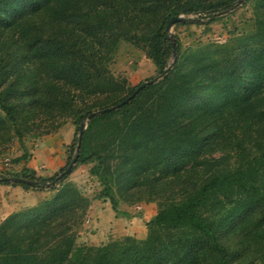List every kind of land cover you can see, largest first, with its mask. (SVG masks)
<instances>
[{"label":"trees","instance_id":"1","mask_svg":"<svg viewBox=\"0 0 264 264\" xmlns=\"http://www.w3.org/2000/svg\"><path fill=\"white\" fill-rule=\"evenodd\" d=\"M238 2L0 0L4 142L12 132L24 136L21 125L30 113L55 121L70 117L80 128L93 112L132 96L140 85L124 96L125 85L109 70L120 41L144 50L163 70L174 49L178 52L165 82L90 119L81 140L78 164L98 161L102 197L115 210L109 179L116 178L127 192L133 188L141 197L159 200L147 237L126 236L101 247L77 245L71 222L89 204L66 186L52 200L3 222L0 264H248L253 255L264 264V183L259 186L264 179V21L258 20L251 45L241 44L240 51L230 48L224 63L212 60L210 50L192 53V58L208 54L217 62L196 65L192 72L185 70L178 38L166 31L174 17H199L178 24H209ZM216 67L217 73L210 74ZM152 89L157 91L152 101L140 104L141 95ZM133 105L135 111L129 109ZM230 127L238 154L250 152L239 166L207 157ZM78 141L79 135L73 157ZM29 157L25 152L10 157L9 165L3 163L0 184L43 190L64 172L45 180L32 171H18L17 164ZM112 157L117 160L113 171ZM14 177L39 185L6 181ZM80 202L84 206H75Z\"/></svg>","mask_w":264,"mask_h":264},{"label":"rangeland","instance_id":"2","mask_svg":"<svg viewBox=\"0 0 264 264\" xmlns=\"http://www.w3.org/2000/svg\"><path fill=\"white\" fill-rule=\"evenodd\" d=\"M206 2H212L215 0H204ZM264 1L262 0H243L240 6H237L231 10L228 14L218 17L217 20L209 24H176L172 30V35L176 36L180 42L181 55L183 65L186 71H191L196 68H201L202 64L206 62L210 64L217 63L212 60L220 59V62H225L228 58L230 48L239 50L240 45H251L250 37L257 32L258 20L264 21ZM191 19H197L196 17H187ZM207 22V20H203ZM212 51L211 56L208 54L201 60L199 58H192V53L198 51ZM222 57V58H221ZM222 66L220 65L219 69ZM168 68V67H166ZM165 68V69H166ZM157 64L155 60L148 57L146 52L139 47L132 45L126 41H120L112 54L111 61L109 63V70L116 80L122 82L126 87V94L132 89L138 87L144 82L154 80L158 76L162 75L165 71ZM218 69V70H219ZM210 74L217 73V67L215 70H210ZM167 76V75H166ZM166 76L161 78L156 84L166 81ZM156 90H147L140 98V104L145 105L151 102L153 96L156 95ZM136 110V105L131 106L130 110ZM134 110V111H135ZM30 117L27 118L25 124L21 125L24 132V136L20 138L14 132L10 135V140L4 142V139L0 136V169L3 168L5 159L17 158L23 153H28L30 157L35 158L39 154L40 147L44 146V140L57 137L59 135V143L69 142L64 144L65 150V164L60 171H50L46 168V165L39 163L40 157L43 154L51 153L49 150L46 152H40L39 159L33 160L35 168H28L23 163L21 171H32L36 177L48 180L57 174L59 175L63 170L65 171L68 165L69 159H73L72 148L75 142V136L79 135V125L75 123V120L67 117L60 121L54 119L39 117L36 112L30 113ZM45 119V120H44ZM88 127V125H87ZM232 127L226 128L224 131V137L218 140L210 150H215L212 155L211 152L207 154V157H223L224 161L234 166H239L242 161L248 160L250 152L239 153L232 142L230 131ZM246 133L249 135V129ZM61 134V135H60ZM232 139V140H231ZM61 141V142H60ZM235 142V141H234ZM97 140L93 141V145L96 146ZM42 151V149H41ZM75 156V154H74ZM11 157V158H10ZM116 157V156H115ZM112 157L109 164L112 166V171L117 165V160ZM41 158V162H42ZM71 162V161H70ZM17 164L16 167H19ZM98 161H93L90 164H78L75 170L69 174L65 179H61L62 182L59 185H54L50 188L43 190L38 189H24L27 194H33L37 198H45L42 202L38 203L33 199H29L27 195L16 196L15 201H20L22 209L15 213L24 211L26 209L34 208L42 203L52 200L63 187L70 186L75 189L84 200L88 201L89 207L83 213L79 211L78 217L73 219L71 224L73 231L77 235V245H86L89 247H101L107 245L113 241L121 240L126 237V233H130V237L139 239L147 237L148 228L147 223L151 221L159 212V200L156 198H149L142 196L141 193L135 189L127 192L121 189L114 180H110L111 194L114 196L118 203V209L115 210L111 204L109 198L102 197L104 184L98 176L96 171L101 172L102 168H98ZM106 167V166H105ZM200 169H204L200 167ZM205 171V170H204ZM201 172V171H200ZM108 174V173H107ZM109 175L107 177V180ZM54 182V181H53ZM52 183V182H50ZM115 183V184H114ZM264 183V179H261L259 186ZM12 186V185H11ZM175 186V185H174ZM180 187L174 188V192L177 193ZM169 194L171 192H168ZM27 196V197H26ZM34 202L33 204H30ZM29 206L24 207L23 206ZM84 206V203H76ZM94 205H104L106 207L100 208L97 212ZM2 210H4L3 204H1ZM10 214L6 219H8ZM5 219V220H6ZM0 222V226L3 222ZM144 240V239H143ZM252 259L248 264L257 263L261 264L256 255L251 256ZM247 264V263H246Z\"/></svg>","mask_w":264,"mask_h":264},{"label":"crops","instance_id":"3","mask_svg":"<svg viewBox=\"0 0 264 264\" xmlns=\"http://www.w3.org/2000/svg\"><path fill=\"white\" fill-rule=\"evenodd\" d=\"M61 135V134H60ZM59 135L58 138L57 137H52L49 139L44 140V146L40 147V151L39 154L36 155L35 158L33 157H29V159L25 162H23V165H26L28 168H35L34 163L33 164V160L39 159V155L40 152H46V151H50L51 153L49 154H43L42 157H40V160L38 161L39 163H43L46 165V168H48L50 171H60L62 169V166H64L65 164V150L66 147H64V144L69 145V142H61L59 143ZM42 149V151H41ZM41 158H42V162H41ZM23 165L19 164V167H17L18 171H21V169L23 168ZM28 192H26L24 190V188H22L21 186H14V185H2L0 184V222L5 220L10 214H13L14 212L18 211L22 206L20 204V201H15V197L18 196H24L27 195L28 197H31L29 199H33L34 201L40 203L42 202L45 198L41 197L40 199L37 198L36 196H32L33 194H27ZM26 196V197H27ZM34 202H31L30 204H33ZM1 204H3L4 210H2V206ZM24 207H29V206H23ZM95 207L96 212L103 207H106L104 205H94L91 208L93 209ZM126 236H130V233H126ZM146 237H140V240L145 239Z\"/></svg>","mask_w":264,"mask_h":264},{"label":"water","instance_id":"4","mask_svg":"<svg viewBox=\"0 0 264 264\" xmlns=\"http://www.w3.org/2000/svg\"><path fill=\"white\" fill-rule=\"evenodd\" d=\"M242 2H243V0H239L238 6H240L242 4ZM230 11L231 10L226 11V12H224L222 14H218V17L228 14ZM190 19L191 18H185L184 16L174 17L168 23V25L166 27V31L170 35H172L171 30H172V28L176 24L183 23V22H185L187 20H190ZM173 43H174V41H173ZM177 58H178V52H177L176 49H174V52H173V55H172V59L169 62V66H168V68L165 69V71L163 72L162 75L158 76L154 80H151V81H148V82H144L143 84H141L139 86V88L137 89V91L132 96H130L129 98H127L125 101L121 102L120 104H118V105H116L114 107H111V108H107V109H104V110H99V111L93 112L88 117V119L85 122L82 123V125L79 128V141H78V144H77V149H76V153H75L74 158L71 160V162L67 166L66 170L64 172H62L59 176H57V178H56V180L54 182L46 184V187L47 188L53 187L58 181H60L61 179H63L66 175L71 174L72 171H73V169L78 164L82 136H83L84 132L87 129L88 121L90 119H92L94 117H97V116H100V115H103V114H106V113H110L113 110H118V109L122 108L123 106L127 105L128 103H130L131 100L134 99V97H136V95L140 91L146 89L147 87H149L152 84L157 83L161 78H163L164 76H166L170 72V70L173 68V64L176 62ZM6 181L7 182H10V183H16L17 182V183H20V184H26V185H29V186H32V187H35V186H38L39 185V183L36 182V181H31V180H28L26 178H21V177L6 178Z\"/></svg>","mask_w":264,"mask_h":264},{"label":"built area","instance_id":"5","mask_svg":"<svg viewBox=\"0 0 264 264\" xmlns=\"http://www.w3.org/2000/svg\"><path fill=\"white\" fill-rule=\"evenodd\" d=\"M4 163H6V165H9V164H10V159H6V160L4 161Z\"/></svg>","mask_w":264,"mask_h":264}]
</instances>
